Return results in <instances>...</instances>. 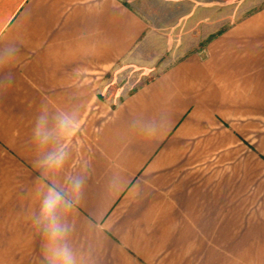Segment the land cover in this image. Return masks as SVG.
I'll use <instances>...</instances> for the list:
<instances>
[{
	"label": "crops",
	"instance_id": "0c3cea01",
	"mask_svg": "<svg viewBox=\"0 0 264 264\" xmlns=\"http://www.w3.org/2000/svg\"><path fill=\"white\" fill-rule=\"evenodd\" d=\"M147 27L127 0H0V264H48L34 221L73 177L78 264H264V5L118 98L107 74ZM62 115L78 131L45 171ZM251 139L219 205L218 148Z\"/></svg>",
	"mask_w": 264,
	"mask_h": 264
},
{
	"label": "rangeland",
	"instance_id": "374dc122",
	"mask_svg": "<svg viewBox=\"0 0 264 264\" xmlns=\"http://www.w3.org/2000/svg\"><path fill=\"white\" fill-rule=\"evenodd\" d=\"M127 3L145 16L148 27L135 48L107 74L108 89L113 95L116 91L118 98L149 81L184 54L201 51L213 33L264 5V0H127ZM249 144L248 147L235 144L234 161L225 147L218 148L219 202H222L219 205H224L226 167L233 166L236 170V155L253 156L258 152L256 139ZM250 190V197L256 202V181L252 179Z\"/></svg>",
	"mask_w": 264,
	"mask_h": 264
},
{
	"label": "clouds",
	"instance_id": "9594fccd",
	"mask_svg": "<svg viewBox=\"0 0 264 264\" xmlns=\"http://www.w3.org/2000/svg\"><path fill=\"white\" fill-rule=\"evenodd\" d=\"M40 119L43 121L44 117ZM57 128L65 142L38 162L45 171L57 172L64 167L70 155L66 150L69 147L67 141L78 131V122L68 115H62L58 118ZM36 135L41 143H47L52 138L48 133H41L39 124ZM83 186V178L73 177L69 184L68 198L61 191H57L56 187H49L40 201L39 213L34 222L45 240L44 255L48 264H78L77 256L68 243L72 227L68 224L67 217L79 203Z\"/></svg>",
	"mask_w": 264,
	"mask_h": 264
}]
</instances>
